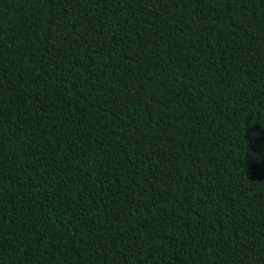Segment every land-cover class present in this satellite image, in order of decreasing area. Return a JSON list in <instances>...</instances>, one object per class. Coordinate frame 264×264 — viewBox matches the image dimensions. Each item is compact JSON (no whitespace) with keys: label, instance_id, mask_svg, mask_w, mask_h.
Returning <instances> with one entry per match:
<instances>
[{"label":"trees","instance_id":"obj_1","mask_svg":"<svg viewBox=\"0 0 264 264\" xmlns=\"http://www.w3.org/2000/svg\"><path fill=\"white\" fill-rule=\"evenodd\" d=\"M0 264H264V0H0Z\"/></svg>","mask_w":264,"mask_h":264}]
</instances>
